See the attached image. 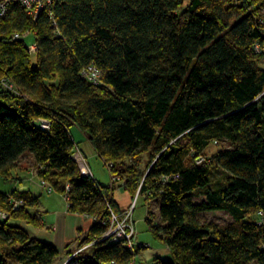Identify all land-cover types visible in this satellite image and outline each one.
Wrapping results in <instances>:
<instances>
[{
    "label": "trees",
    "instance_id": "16d2710c",
    "mask_svg": "<svg viewBox=\"0 0 264 264\" xmlns=\"http://www.w3.org/2000/svg\"><path fill=\"white\" fill-rule=\"evenodd\" d=\"M35 21L11 5L0 21V178L19 157L32 155L36 176L65 195L68 211L108 219L119 211L110 187L79 174L70 128L93 150L126 193L157 201L160 225L150 233L173 261L152 264H264V0H53ZM54 24V25H52ZM34 34L35 57L15 32ZM28 44V43H27ZM101 72L97 85L83 69ZM49 122L47 130L40 120ZM225 143L228 148H217ZM210 145L218 150L206 156ZM147 155L144 172L134 158ZM199 157L203 163H197ZM25 207L0 210L40 227L37 199L13 191ZM202 196L200 203L195 198ZM137 197V198H138ZM109 204V207L108 206ZM227 213L228 224L200 223L201 213ZM152 225V226H151ZM106 226L91 224L70 257L75 264L134 263L140 253L96 240ZM0 264H51L59 251L0 222Z\"/></svg>",
    "mask_w": 264,
    "mask_h": 264
},
{
    "label": "rangeland",
    "instance_id": "374dc122",
    "mask_svg": "<svg viewBox=\"0 0 264 264\" xmlns=\"http://www.w3.org/2000/svg\"><path fill=\"white\" fill-rule=\"evenodd\" d=\"M256 15L259 17L260 21H263V27H264V10L263 9H258L256 12ZM31 38H27V43L29 44ZM264 56V54H262ZM260 55V56H262ZM35 57V56H33ZM261 69H264V58L262 59V63L259 64ZM70 134L72 137V140L75 142V147L73 151H76L77 153H80L84 158H85V162L88 164V167L91 170V173L93 175H95V178L97 179L98 182H100L102 185H108L110 187V195L113 193L114 195V199L117 202V204L121 207L127 210V213H130V216L132 217L133 220V224L132 227L134 228V242H136L137 245H141V251L140 253H137L135 256V260L134 263L132 264H152L153 260L155 258H160L162 261H166V262H170L173 261L172 259V255L170 252H167V250L162 246V244L159 241H156L152 234L149 231L148 228V224L146 222V219L150 218V220H152V222H150L151 224L156 223V226L160 225V220H159V216H158V205H157V201H153V200H145V198L143 197H138V191L135 193V198L133 200H131V197L128 193H126L124 191L123 188V182L122 180H120L119 176L112 173V168H107L106 167V163L103 162L99 157L97 156H92L93 151L91 150V145L89 143V141L86 139V134H84L83 132H81L80 129H78L76 126L71 127L70 129ZM221 147H226L228 148V146L225 143H221V145L217 148H221ZM215 146L210 145V148L207 151L206 156H203L204 158L206 157H210L211 154H213L215 151H217V149ZM95 154V153H93ZM30 156L29 154H26L25 157H23L22 159L24 160V164L27 165L28 169H32L30 172L33 175H36V165H34V162H30ZM134 165L138 166L140 165L141 167V171L144 172L145 174V170L147 169L148 166V162L150 161L149 158L147 157V155H143L142 157L138 156L136 158H134ZM38 178V177H37ZM18 179H13L11 181H8V183L4 182L3 179L0 178V188H2L4 191H8L9 189H7L11 184H13L12 181H17ZM40 180L38 178V184L40 187H42L40 185ZM67 187V185H66ZM44 189L47 188V184L45 183V185H43ZM13 192V191H12ZM12 192H10L8 195H10V197H8V207L9 210H11L12 212L15 213H19L21 209H24L26 203L25 200L20 199L19 201H23V206L21 207V209H19L18 211H13L10 205V201L11 202H15L18 201L17 198H15V196L12 195ZM47 192V191H46ZM67 193V190H66ZM65 193V194H66ZM54 193H48L47 192V196L49 199H47V201L49 202V205L52 207L55 206H60V200L57 199V197H53ZM60 197L63 199L62 200V205L65 204V200L63 198L62 195H60ZM138 197V198H137ZM57 199V200H56ZM202 196L195 198V203H200L202 200ZM134 201V202H133ZM134 203V205H132ZM118 206V207H119ZM109 207V204L107 206ZM111 210V209H110ZM3 211V210H0ZM33 211V210H32ZM113 211V210H112ZM121 209L119 208L118 212H115L118 214H121ZM6 213L9 214V212L6 211ZM199 222L202 223H215L217 225H224V224H228L232 221L231 217L227 214V213H223V212H214L213 214L210 213H201V215L198 216ZM9 223H12L13 225H18L19 227L23 228L25 233H27L29 235V237L33 238L35 232V228L34 225H30L27 224V222L25 221H19L17 220V222L15 221V218H11L8 220ZM91 221V220H90ZM152 226V225H151ZM148 245V246H147ZM9 248H5L2 249L0 247V257L4 256ZM92 247H90L89 249L83 251V256H91V252H93ZM153 249H157V254H155V250ZM75 251L77 250L74 249ZM74 251V252H75ZM135 251H133L134 253ZM9 264H12L11 259H8ZM69 264H75V263H69ZM127 264H131V263H127ZM249 264H254V263H249Z\"/></svg>",
    "mask_w": 264,
    "mask_h": 264
},
{
    "label": "built area",
    "instance_id": "2783aa9c",
    "mask_svg": "<svg viewBox=\"0 0 264 264\" xmlns=\"http://www.w3.org/2000/svg\"><path fill=\"white\" fill-rule=\"evenodd\" d=\"M53 0H0V21H2L6 16L9 11V7L13 5H17L23 10H25L26 14L35 21L37 15L46 10L51 8L50 5L52 4ZM241 0H234V2L237 4ZM260 24L263 25V21H260ZM54 25V24H52ZM34 34L30 33L29 31H25V33H20V32H15L11 40H19V41H27V38L32 37ZM30 43L27 44L26 42V48L27 52L31 56H35L37 53V46L35 43L29 41ZM254 50L256 54L262 55L264 54V46H255ZM82 75L85 77L88 83L97 85L100 81L101 78V72L95 67V66H88L83 71L81 72ZM0 85L2 88L10 91L13 94H16L18 91L13 87V85L10 83V81L6 78L0 79ZM40 127L43 130H47L49 127V122L45 119L40 120ZM72 160L74 163L77 164L79 174L82 176H89L93 178V174L91 173L90 168L88 167V164L85 162V158L80 154L77 153L76 151H73L72 154ZM204 159L202 157H199L198 159V164L203 163ZM106 167L109 169L113 167L112 163L106 164ZM40 185L43 187L45 185V182H40ZM69 186L66 187V190L68 191ZM48 193H52L53 190L51 187L46 188ZM63 198L66 202L67 207L69 206V197L67 196V193L63 195ZM134 202V201H133ZM23 201H15L11 202L10 205L13 211H18L21 209L23 206ZM134 205V203L132 204ZM9 218V214L6 213V211H0V222L7 221ZM88 219L91 220L92 224H98V225H103L106 226V230L101 234V236L96 240L97 243H101L102 241H106L108 244H117L121 248H125L131 252L135 250L137 246L142 247L141 245H137L136 242H134V228L132 227L133 220L132 217L130 216V213H127V210H123L121 214L115 213L112 211V209H109V215L108 219L104 220L101 218H97L96 216H89L87 217ZM152 222V220H151ZM153 224V223H152ZM156 225V223H154ZM94 243H90V245L79 249V251H85L91 247V245ZM78 252H75V255H77ZM72 257L69 258V260H72ZM69 260L67 261L66 264H68Z\"/></svg>",
    "mask_w": 264,
    "mask_h": 264
},
{
    "label": "crops",
    "instance_id": "0c3cea01",
    "mask_svg": "<svg viewBox=\"0 0 264 264\" xmlns=\"http://www.w3.org/2000/svg\"><path fill=\"white\" fill-rule=\"evenodd\" d=\"M91 150L95 153H92V156L98 157L92 146ZM25 156L26 155L19 157L15 164L16 168L12 171V175L18 177V180L16 182L12 181L13 184L7 188L9 189L8 191H4L0 188V192L5 195H8L12 191H17L18 193H29L31 197L37 199L36 207L32 212L38 213L40 227H34L36 233L33 238L52 244L60 252L57 260L51 264H66L70 258L69 254L73 253L75 251L74 249L78 247L80 238L84 237L89 232V228L92 223L90 219L84 215L68 211L66 202L62 205L63 199L58 193L54 192L53 197H57V199L60 200V206H50L47 201V199H49L46 192L47 190L39 186L37 176L33 175L30 172L32 169H28L27 165L24 164L25 162L22 158ZM31 161L33 162L32 155L30 156V162ZM93 178L98 184L100 183L95 178V175H93ZM113 193L114 192H112L111 195L115 201ZM117 206L119 205L117 204ZM119 208L121 211L126 210L120 206ZM162 246L167 250V252H170V250H168L164 245ZM153 250H155V254H157L158 250ZM69 263H74V261L69 260L68 264Z\"/></svg>",
    "mask_w": 264,
    "mask_h": 264
}]
</instances>
